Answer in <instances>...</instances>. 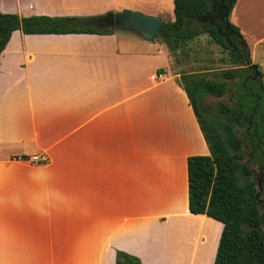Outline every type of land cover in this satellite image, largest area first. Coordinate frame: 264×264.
I'll use <instances>...</instances> for the list:
<instances>
[{
  "label": "crops",
  "instance_id": "obj_1",
  "mask_svg": "<svg viewBox=\"0 0 264 264\" xmlns=\"http://www.w3.org/2000/svg\"><path fill=\"white\" fill-rule=\"evenodd\" d=\"M123 10L174 21L173 0H0L19 17ZM229 21L264 77V0H236ZM171 64L163 43L129 32H13L0 55V264L214 263L222 224L187 199V159L209 152Z\"/></svg>",
  "mask_w": 264,
  "mask_h": 264
},
{
  "label": "trees",
  "instance_id": "obj_2",
  "mask_svg": "<svg viewBox=\"0 0 264 264\" xmlns=\"http://www.w3.org/2000/svg\"><path fill=\"white\" fill-rule=\"evenodd\" d=\"M235 3L173 0L174 21L161 22L153 40L166 46L174 62L179 61L178 53L188 56L190 43L202 34L227 54V69L177 73L176 81L188 97L209 152L187 159L188 211L222 224L213 264H264V215L260 207V196H264V77L252 63L239 29L229 21ZM103 16L19 17L0 13V55L15 31L24 35H111L115 31L94 26ZM207 97H226L227 101L211 106L205 101ZM257 172L262 182L256 178ZM115 264L142 263L117 252Z\"/></svg>",
  "mask_w": 264,
  "mask_h": 264
},
{
  "label": "rangeland",
  "instance_id": "obj_3",
  "mask_svg": "<svg viewBox=\"0 0 264 264\" xmlns=\"http://www.w3.org/2000/svg\"><path fill=\"white\" fill-rule=\"evenodd\" d=\"M201 29L205 30L206 26L203 25ZM189 49L188 56H183L181 53H178V62H174L172 58L170 72L175 75L176 78L179 77L177 73L180 72L210 73L229 68V65L225 63L227 61V54L223 52L219 46L214 45L207 34L200 35L196 40L190 43ZM258 56L259 55L255 57V60L258 61V64H261L260 66L264 69V59L261 61ZM208 78L213 79L209 75ZM205 101L208 105L215 106L219 101L226 102L227 98L223 97L217 99L214 97H207ZM256 178L260 179L262 182L259 172L256 173ZM260 200L261 214L264 215V196L262 194Z\"/></svg>",
  "mask_w": 264,
  "mask_h": 264
},
{
  "label": "water",
  "instance_id": "obj_4",
  "mask_svg": "<svg viewBox=\"0 0 264 264\" xmlns=\"http://www.w3.org/2000/svg\"><path fill=\"white\" fill-rule=\"evenodd\" d=\"M160 24V16L152 17L138 12L123 10L116 13H106L95 22L94 26L100 30L133 33L144 41L150 42L156 35Z\"/></svg>",
  "mask_w": 264,
  "mask_h": 264
},
{
  "label": "built area",
  "instance_id": "obj_5",
  "mask_svg": "<svg viewBox=\"0 0 264 264\" xmlns=\"http://www.w3.org/2000/svg\"><path fill=\"white\" fill-rule=\"evenodd\" d=\"M30 162H38L39 159L37 156H32L30 159H29Z\"/></svg>",
  "mask_w": 264,
  "mask_h": 264
},
{
  "label": "flooded vegetation",
  "instance_id": "obj_6",
  "mask_svg": "<svg viewBox=\"0 0 264 264\" xmlns=\"http://www.w3.org/2000/svg\"><path fill=\"white\" fill-rule=\"evenodd\" d=\"M260 183H261V182L259 181V183H258V184L260 185Z\"/></svg>",
  "mask_w": 264,
  "mask_h": 264
}]
</instances>
